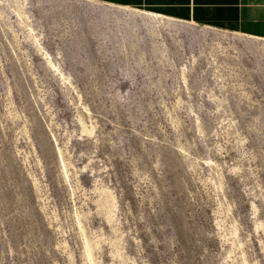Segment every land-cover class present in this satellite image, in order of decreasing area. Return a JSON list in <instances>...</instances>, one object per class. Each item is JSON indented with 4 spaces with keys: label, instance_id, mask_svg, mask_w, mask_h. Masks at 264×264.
<instances>
[{
    "label": "rangeland",
    "instance_id": "obj_1",
    "mask_svg": "<svg viewBox=\"0 0 264 264\" xmlns=\"http://www.w3.org/2000/svg\"><path fill=\"white\" fill-rule=\"evenodd\" d=\"M146 15L0 0V264H264V42Z\"/></svg>",
    "mask_w": 264,
    "mask_h": 264
},
{
    "label": "crops",
    "instance_id": "obj_2",
    "mask_svg": "<svg viewBox=\"0 0 264 264\" xmlns=\"http://www.w3.org/2000/svg\"><path fill=\"white\" fill-rule=\"evenodd\" d=\"M28 1L35 3V0ZM96 1L264 41V0H92L98 3ZM1 19L0 36L34 39L22 27L18 16L11 18L13 28L9 21Z\"/></svg>",
    "mask_w": 264,
    "mask_h": 264
},
{
    "label": "bare ground",
    "instance_id": "obj_3",
    "mask_svg": "<svg viewBox=\"0 0 264 264\" xmlns=\"http://www.w3.org/2000/svg\"><path fill=\"white\" fill-rule=\"evenodd\" d=\"M48 2V3H62L66 6H70V7H75V8H88L90 6H97L99 7L101 10L105 11V12H108V13H112V14H117V15H120L122 16L123 20L124 21H121L122 23H126L127 25H129L130 23H137V24H141L142 25V29L145 28L146 32L149 33V30L146 28V26L144 25V22L147 21V15L142 13L141 10H137V9H132L131 8V12L132 13H127L125 11H122V8H125V7H119V6H115V5H110V4H106V3H101V2H98V3H92V0H87L88 2H79L78 0H35V2ZM126 14V15H124ZM152 15V14H151ZM127 19H126V18ZM121 19V20H122ZM150 20V19H149ZM174 23H170V25H173L174 27H178L177 26V22L174 21V19H172ZM151 22V21H150ZM129 28V29H128ZM126 32L127 34H129L130 37H138V38H142L141 36H138V35H134L133 34V31L136 30L134 29L133 27H128ZM188 32H192L194 34H197V35H200L198 34L195 30H190L188 28H185ZM157 31V30H156ZM206 32L209 31V30H205ZM224 33L225 32H218L216 31L215 33H206L204 35H214V36H224ZM229 33V32H228ZM233 36H235L234 38H236V41L238 43H246L248 45H252V44H262L263 42L260 41V40H252V39H255V38H252V37H246L244 35H239V34H232ZM244 37V38H243ZM227 38V37H226ZM252 38V39H250ZM262 42V43H261ZM258 57H262L261 55H258Z\"/></svg>",
    "mask_w": 264,
    "mask_h": 264
},
{
    "label": "water",
    "instance_id": "obj_4",
    "mask_svg": "<svg viewBox=\"0 0 264 264\" xmlns=\"http://www.w3.org/2000/svg\"><path fill=\"white\" fill-rule=\"evenodd\" d=\"M79 2H82V4H83V2H88L87 0H78ZM174 21L175 22H177L176 24H177V26L179 27V28H181V29H183V28H188V29H190V30H195L198 34H200V35H204V34H206V33H215L216 31H218V32H224V31H219V30H216V29H211V28H202V27H200V26H198V25H195V24H192V23H188V22H184V21H179V20H175L174 19ZM205 30H209V31H205ZM147 33V32H146ZM225 33H228V32H225ZM133 34L135 35H138V36H141V37H143L141 34H140V31H139V29H136V30H134L133 31ZM231 34H235V33H231ZM244 38V37H243ZM245 38H246V36H245ZM248 38V37H247ZM250 39H252V38H250ZM118 40L122 43V41H123V35L122 34H119V38H118ZM252 40H257V39H252ZM111 42H114L112 39L110 40ZM110 41H107V44L106 45H108V43H110ZM119 42V43H120Z\"/></svg>",
    "mask_w": 264,
    "mask_h": 264
}]
</instances>
